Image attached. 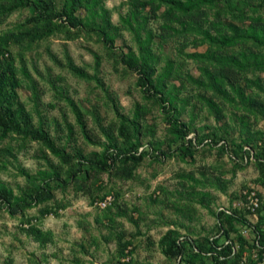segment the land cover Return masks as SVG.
I'll return each mask as SVG.
<instances>
[{
  "label": "trees",
  "instance_id": "trees-1",
  "mask_svg": "<svg viewBox=\"0 0 264 264\" xmlns=\"http://www.w3.org/2000/svg\"><path fill=\"white\" fill-rule=\"evenodd\" d=\"M104 1L0 0L1 16H8L20 9H27L29 12L28 17L15 30H6L0 35V141L11 135L37 141L53 156L65 159L68 164L75 166L73 171H66L65 177L51 163L47 168L38 170L35 176L30 177L23 171L30 178L32 187L29 195L33 197L34 203L27 201L24 193L15 195L10 187L0 181V205L6 204V210L13 216L24 215L26 208L51 198L53 189L64 188L67 179H76L86 164L94 173L106 172L122 179H132L134 169L148 155L154 161L160 160L159 155L165 158L173 156L181 161L193 160L199 147H195L194 140L187 136L193 131L202 132L203 129H208L203 133L204 138L208 139L206 145L217 148L219 153H230L229 156L239 168L253 162L258 171L257 183L264 190V133L252 130L248 125L250 118L264 120V77L260 75L264 71V0H129L130 9L119 18L117 24L112 23L110 9L105 6ZM146 6H150L148 13L144 12ZM162 7L164 11L160 12ZM161 14L169 32L158 36V39L163 40L174 34L190 39L194 46L206 45L203 52L184 54L197 64V76L189 73L181 76L180 63L168 55L161 57L154 53L153 44L157 36L149 26V15L157 18ZM229 16L236 19V22L226 21ZM62 30L72 38L79 33L93 32L109 49L115 47V40L123 31L130 33L136 48L128 45L124 46L125 49L120 47L116 61L137 74L136 85L142 96L158 104L167 124L166 151L162 149L161 140L150 142V151L142 149L141 135L145 134L144 129L147 130L144 120L150 110L145 105L136 104L131 116L119 113L116 134L110 128L100 125L105 141L99 153L84 154L79 147L74 153H69L66 144L74 134L70 124L66 125V143L60 144L58 137L52 136L44 128L42 120L35 125L28 116H22L18 71L22 73L27 86L33 89L36 104L38 94L26 67H16L9 45L15 42L27 49L33 43L48 39ZM237 45L240 47L238 51H228ZM161 61L163 64H160ZM67 64L78 77L94 79L98 85L103 86L96 75L88 76L76 70L69 57ZM187 85L191 86L190 101L182 103L179 101V94ZM54 88L60 95L65 92L62 87ZM65 99L75 114L83 137L89 138L91 135L87 133L82 119L81 107L71 98ZM193 101L190 119L182 120V106ZM198 103L207 107L217 125L212 127L205 123L203 126H194V109ZM228 108H231L230 112ZM228 116L232 125L226 121ZM233 125L239 126V140L230 132ZM43 156L48 160L46 153ZM73 159H76L75 163L72 162ZM238 159L240 161H236ZM178 177L186 183L184 189L176 191L179 197L186 200L184 205L199 204L206 208L216 220L215 229L210 235L192 237L190 234L193 231L188 230L189 235L182 234L178 227L180 223L171 220L172 227L158 240V247L166 258L180 257V262L186 264H234L244 251L264 245V195L261 191L256 190L260 199L256 211L257 221L250 223L247 211L235 209L229 214L224 210L211 208L216 197L210 188L223 191L226 185L220 177L209 175L206 171H202L198 177L191 172L180 173ZM77 187L82 188L81 185ZM162 188L164 192L165 188ZM112 193L115 195V206L122 195L117 191ZM237 195L234 194L232 198ZM179 201L180 198L177 199L178 203ZM113 205L104 210L111 209ZM180 205H175L178 208L175 210L180 211ZM128 219L135 222L131 216ZM244 224H250L256 233L257 246L250 244L240 233L239 228ZM180 225L184 226L182 223ZM23 230L40 245L50 241V232L42 230L35 223H27ZM227 239L231 243L224 244ZM234 243L238 244V249L233 253ZM125 246L122 245L123 248ZM209 251H213L215 255L208 257L206 253Z\"/></svg>",
  "mask_w": 264,
  "mask_h": 264
},
{
  "label": "rangeland",
  "instance_id": "rangeland-1",
  "mask_svg": "<svg viewBox=\"0 0 264 264\" xmlns=\"http://www.w3.org/2000/svg\"><path fill=\"white\" fill-rule=\"evenodd\" d=\"M104 4L110 9L114 24L130 9L129 0H105ZM149 9L150 6H146L144 12L148 13ZM28 15L27 9L14 11L8 16L0 15V35L6 30H15ZM149 17V26L157 36L153 44L154 53L161 57L168 55L180 63L181 76L186 73L197 76V64L184 54L203 52L206 45L194 46L190 39L174 34L163 40L158 39V36L169 30L163 22L162 14L157 18ZM226 21L236 22V19L229 16ZM68 35V32L62 30L48 39L33 43L27 49L15 42L10 43L8 49L16 67H26L38 94L36 104L33 89L27 86L22 73L18 71L22 116H28L35 125L42 120L44 128L52 136H57L60 144L66 143V125L70 124L74 134L66 144L67 151L74 153L79 147L84 154L99 153L105 141L100 125L110 128L116 134L118 114L131 116L136 104L145 105L150 110L144 120L147 130L144 129L145 134L141 135L142 149L150 151L149 143L161 140L162 149L166 151L167 124L158 104L142 96L136 85L137 74L116 61L120 47L128 45L136 48L130 33L123 31L116 38L113 49L107 48L93 32L79 33L73 38ZM239 48L237 45L228 51H238ZM68 57L76 70L88 76L96 75L103 86L98 85L94 79L80 78L74 74L67 64ZM260 75L264 77V71ZM54 86L62 87L65 92L62 95L56 93ZM190 89L191 86L187 85L180 92V102L190 101ZM65 97L71 98L81 107L82 119L87 133L91 135L89 138L83 137ZM193 103L182 106V120L190 119ZM230 110L228 108V112ZM194 113L195 127L205 123L212 127L217 125L207 107L198 103ZM226 121L233 124L230 116ZM248 125L252 130L264 133L263 119L250 118ZM232 127V136L239 140V126ZM207 131H193L187 136L194 140L195 147H199L193 160L181 161L173 156L165 158L159 155L160 160L154 161L148 155L134 169L132 179H122L106 172L94 173L86 164L76 179H67L64 188L53 189L51 198L26 208L24 215L13 216L6 210V204L0 205V264H176V259L166 258L158 247L161 235L172 227L170 221L182 223L184 226L178 225L179 231L188 234V230H191L194 232L190 234L192 237L210 235L216 222L214 216L199 204L184 205L186 200L179 197L176 191L184 189L186 183L179 179L178 174L191 172L198 177L202 171H206L224 181L226 185L223 191L210 188L216 197L211 204L213 210L218 206H228L234 194L245 188L254 186L264 195V190L257 183L258 171L254 163L239 168L229 156L230 153L222 154L217 152V148H209L206 145L208 139L203 136ZM44 153L49 161L44 158ZM75 161L72 160L73 163ZM49 163L58 167L62 177L66 176L67 170L75 169L74 164L53 156L37 141L23 140L17 135L0 141V181L10 187L15 195L24 193L27 201L35 202L29 195L32 187L30 178L23 171L30 177L35 176L38 170L47 168ZM78 185L82 188H78ZM162 187L165 188L164 192ZM116 191L122 195L117 205L107 211L94 206L99 196ZM178 198L180 211L175 210L178 209L175 205L179 207ZM129 215L135 222L128 219ZM249 217L253 223L257 221L254 216ZM29 222L50 232L47 244L40 245L25 233L23 227ZM123 244L126 245L124 248Z\"/></svg>",
  "mask_w": 264,
  "mask_h": 264
},
{
  "label": "built area",
  "instance_id": "built-area-1",
  "mask_svg": "<svg viewBox=\"0 0 264 264\" xmlns=\"http://www.w3.org/2000/svg\"><path fill=\"white\" fill-rule=\"evenodd\" d=\"M115 202V195L110 192L107 193L104 197L100 199H96L94 201V206L99 210H104L107 207L113 205ZM260 205V199L257 194L256 188L254 186L242 189L238 195L231 199L228 206H218L217 210H224L226 213L231 214L233 210H243L247 211L248 220L249 216L257 217L256 211ZM250 223H252L249 220ZM240 233L249 240L250 244L258 245V240L256 237V233L252 230L250 224H244L239 228ZM182 238V237H181ZM231 243L229 239L224 241V244ZM259 248L253 247L248 251H244L241 256L238 257L237 261L234 264H264V245ZM220 248V247H218ZM238 249V244L234 243L232 245L233 253ZM208 257L215 255L213 251H209L206 253ZM178 261L177 264H186L184 262H180V257L176 258Z\"/></svg>",
  "mask_w": 264,
  "mask_h": 264
},
{
  "label": "crops",
  "instance_id": "crops-1",
  "mask_svg": "<svg viewBox=\"0 0 264 264\" xmlns=\"http://www.w3.org/2000/svg\"><path fill=\"white\" fill-rule=\"evenodd\" d=\"M253 217V216H252ZM255 219L257 220V217H255ZM249 220L251 221L252 219H250V217H249ZM252 223H253V221H251Z\"/></svg>",
  "mask_w": 264,
  "mask_h": 264
}]
</instances>
